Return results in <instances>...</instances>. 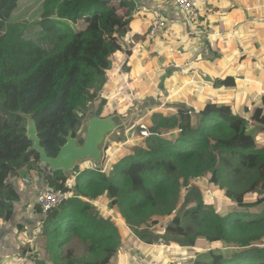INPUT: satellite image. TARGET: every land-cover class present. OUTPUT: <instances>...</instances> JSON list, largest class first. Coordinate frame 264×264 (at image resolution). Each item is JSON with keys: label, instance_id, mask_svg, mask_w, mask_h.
<instances>
[{"label": "trees", "instance_id": "1", "mask_svg": "<svg viewBox=\"0 0 264 264\" xmlns=\"http://www.w3.org/2000/svg\"><path fill=\"white\" fill-rule=\"evenodd\" d=\"M21 2L0 0V218L11 220L19 201L11 177L35 172L49 186L64 188L70 182L71 195L45 213L34 205L43 230L20 241L25 256L20 264H113L117 223L144 238L146 229H141L167 218V233L183 239V246L172 245L186 259L192 253L191 264H264V142L257 140L259 132L264 134V92L239 112L216 99L194 109L170 104L173 110L142 121L148 135L138 132V124L124 143L122 137L109 142L101 168L83 163L69 178L52 173L35 151L27 152L26 121L15 112L32 114L48 156L57 154L69 129L73 135L80 130L89 105L101 117L123 113L117 87L100 91L110 85L111 58L113 63L122 50L131 18L126 9L132 6L129 0H43L34 20L14 21ZM127 62L122 66L128 75L133 65ZM118 75L117 84L123 86ZM157 107L151 104L136 118ZM161 128L171 131L170 138L161 136ZM205 171H211L209 183L227 202L200 197L178 211L183 195ZM251 193L255 200L250 201ZM15 232L23 233V225H16ZM73 238L87 246L92 259L64 249ZM130 238L150 250L151 241L135 234ZM155 257L158 263L160 256Z\"/></svg>", "mask_w": 264, "mask_h": 264}, {"label": "crops", "instance_id": "2", "mask_svg": "<svg viewBox=\"0 0 264 264\" xmlns=\"http://www.w3.org/2000/svg\"><path fill=\"white\" fill-rule=\"evenodd\" d=\"M129 1L132 7L126 9L131 15L128 33L123 39L122 50L114 55L108 93L117 87L122 95L127 86L125 94H130L134 100L152 89V100L147 98L150 104H162L163 100L156 98L158 95L173 105L183 104L193 109L216 99L228 101L238 111L242 105L258 98L259 87L253 85L248 76L244 91L236 87L235 78L241 79L254 72L253 66L263 60L264 53H257V50H260V40L264 41V36L261 37L264 34V0H198L196 18L184 15L173 0ZM154 10L159 11L169 28L161 38L149 40L146 32ZM118 13L123 15L124 12ZM261 46L264 48V42ZM126 59L133 65L128 75L123 74L122 64ZM233 71L242 74L235 77L231 74ZM118 73L124 78L123 86L117 84ZM115 93L110 97L115 98ZM25 178L29 183L24 182ZM9 181L14 184L19 201L14 204L11 220L0 218V264H20L25 259L19 252L20 241L26 236L30 238L41 220L37 222L31 213V204L46 182L35 172L11 177ZM19 224L23 225V233L16 234Z\"/></svg>", "mask_w": 264, "mask_h": 264}, {"label": "rangeland", "instance_id": "3", "mask_svg": "<svg viewBox=\"0 0 264 264\" xmlns=\"http://www.w3.org/2000/svg\"><path fill=\"white\" fill-rule=\"evenodd\" d=\"M42 1L43 0H22L20 7L18 8V10L13 15L12 20H14V21L34 20V18L36 17L39 5ZM197 16H198V13L196 16H194V17L190 16V17L196 18ZM263 36H264V34H261V37H263ZM262 42H264L263 39L260 40V43H261V44H259L260 50H257V53H259V52L261 54L264 53V48H262V46H261ZM228 57L231 58V55H228ZM112 67H113V63H112V58H111V67L110 68H112ZM253 69H254V72H252L250 74H245L244 77H240L241 79H236L237 78L236 76H239L242 74L241 72L233 71L231 74L236 77L235 78V84L237 85L236 87L240 86L241 91H244L247 87L248 83H247L246 78L248 76L252 80L251 81L252 84L259 87V90L257 92L258 97H259L260 94L262 92H264V55H263V60L259 61L257 65H254ZM112 70H113V68H112ZM110 73H112V71H110ZM254 73H256L255 80H253V78H251V75H253ZM125 85L129 86V84H127V83H125ZM125 88H128V87L125 86ZM125 88H123V90H122L123 97L121 99L123 101H119V99H117L116 103H118V105H121L120 107H123L126 109L127 107L136 103L140 99L142 100L143 96L137 97L136 99L133 100L132 97L130 96V94H125L126 93V90H124ZM100 93L101 94L107 93V87L105 84L103 86V90L100 91ZM150 97H152V96H150ZM150 97H148V99ZM157 97L159 99L163 100L162 104H156V105H158V107H157L158 109L155 108L152 110V112L148 111V112L142 114V116L140 118H138V119L135 118V120L133 121L132 127L125 133V136H122L123 143L126 141V137L128 138V135L130 134V132L134 131V129H136V127L139 126L138 124H142V121H145L146 117L149 116L151 113H154V112L161 113L162 111H165V110H170V111L173 110L170 107L171 106L170 104H172V102L166 101L164 97H161L159 95L156 96V98ZM126 98H128V99H126ZM125 99H126V102L124 101ZM150 105L151 104L149 103L147 105V107ZM91 106H93V105H91ZM236 112H239V111L236 109ZM249 124H250V126H252V123H249ZM141 129L142 128L139 127V131H138L139 133H140ZM160 133H161L162 137L170 138L171 131H169L167 128H161ZM257 140L259 143L263 144L264 134L259 132ZM87 162L88 161H85V162H82L81 164L86 163L87 165H89L91 163L90 161H89V163H87ZM91 165H89V166H91ZM130 173H131V175H135V170H134V172H130ZM210 176H211V171H205L203 173L202 179L199 182L194 183L192 185L190 194H184L183 195L182 205L178 209V211H184L185 207L191 205L193 200H195V198H200V197L209 196V198H207L205 200L212 199V201L215 202V204L227 202L225 200L223 193L218 188H214L209 183ZM255 198H256L255 193L249 194L250 201L255 200ZM34 203H35V199L33 200V203L31 204V206H32V208H31L32 212L31 213L36 216V219L38 222L40 214H38L35 211V208L33 207ZM104 213L106 215H112L107 210ZM179 214H182V212H180ZM36 219H34V221H36ZM184 222H186V220H184ZM168 223H169V218L160 222V224H158L156 226H150L149 228L141 229V231L146 229L145 230L146 234H145L144 238L140 236V233H137V232L135 233L134 229L130 225H127L125 223H120V222L117 223L116 224V243H117V247H116L117 250L116 251L117 252H116L115 261L113 264H183L185 262H186V264H191L193 254L191 253V258L186 259L187 258L186 253H183L181 249L172 245V243H174V244H178V245L181 244L179 246H183L182 245L183 239H177L176 236H173V235L167 233V231L165 229H166ZM133 234H135V236L138 239L142 240L143 242L151 241L152 244H151L150 250H146L147 247H149V246L139 245L135 239H131L130 235H133ZM169 241H171V242H169ZM157 243H159V244H157ZM144 245H147V244H144ZM66 248L71 249L73 256H75V257L84 256L86 258H91L89 252L87 251V246L79 238H73L71 240V242H69L67 245H65L64 249H66ZM62 254H63V256L65 255V250L62 252ZM155 256H160L157 258L159 260L158 263L156 262ZM190 259H191V261H190Z\"/></svg>", "mask_w": 264, "mask_h": 264}, {"label": "water", "instance_id": "4", "mask_svg": "<svg viewBox=\"0 0 264 264\" xmlns=\"http://www.w3.org/2000/svg\"><path fill=\"white\" fill-rule=\"evenodd\" d=\"M103 1L117 2L119 0ZM148 104L147 99L139 100L127 107L123 113L114 112L103 117L89 105L82 111L79 133L73 136L72 129H69L64 136L65 142L59 146L55 156H48L41 145L32 114L23 113L21 110L15 113L26 121L25 135L31 142L27 152L35 151L41 165H47L52 173L60 171L64 177L69 178L73 175L75 168L85 161H90L95 168H101L107 144L116 141L118 137L125 136L136 116ZM82 137L83 140L79 143Z\"/></svg>", "mask_w": 264, "mask_h": 264}, {"label": "built area", "instance_id": "5", "mask_svg": "<svg viewBox=\"0 0 264 264\" xmlns=\"http://www.w3.org/2000/svg\"><path fill=\"white\" fill-rule=\"evenodd\" d=\"M176 8L187 16H196L199 12V2L198 0H173ZM169 28V24L160 16L158 10H154L153 15L148 21V30L146 32V38L149 40H157L162 37L165 29ZM141 134L148 135L143 124H140ZM49 170V169H48ZM25 183H29V179H24ZM71 188L70 182L64 184V188L49 186L45 183L44 187L39 191L35 203L40 207L41 212L45 213L52 207L57 206L65 199L69 198L71 193L69 192ZM33 205V207H34ZM43 230V223L40 220L38 226L32 231L30 240L39 236Z\"/></svg>", "mask_w": 264, "mask_h": 264}, {"label": "flooded vegetation", "instance_id": "6", "mask_svg": "<svg viewBox=\"0 0 264 264\" xmlns=\"http://www.w3.org/2000/svg\"><path fill=\"white\" fill-rule=\"evenodd\" d=\"M119 113H121V112H119ZM79 131H80V130H79ZM79 131H78L77 133H79ZM77 133H76V134H77ZM76 134H75V135H76ZM73 136H74V135H73ZM82 140H83V137L81 138V140H79V143H81Z\"/></svg>", "mask_w": 264, "mask_h": 264}, {"label": "clouds", "instance_id": "7", "mask_svg": "<svg viewBox=\"0 0 264 264\" xmlns=\"http://www.w3.org/2000/svg\"><path fill=\"white\" fill-rule=\"evenodd\" d=\"M140 125V124H139ZM144 125V124H143ZM145 126V125H144ZM146 129V128H145ZM147 131V130H146ZM141 133V132H140ZM43 166V165H42ZM47 169H48V167H47Z\"/></svg>", "mask_w": 264, "mask_h": 264}]
</instances>
